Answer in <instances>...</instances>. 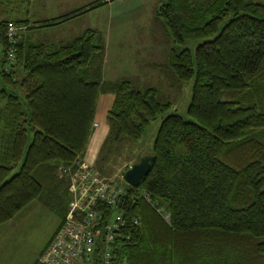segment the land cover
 Here are the masks:
<instances>
[{"label":"trees","instance_id":"16d2710c","mask_svg":"<svg viewBox=\"0 0 264 264\" xmlns=\"http://www.w3.org/2000/svg\"><path fill=\"white\" fill-rule=\"evenodd\" d=\"M154 17L172 42L159 70L174 87L193 79L188 119L176 113L162 119L147 153L155 158L148 174L137 187L123 181L117 210L105 209L106 217L115 210L126 221L114 264H264V144L257 138L264 133V2L163 0ZM8 22L21 29L11 45L13 63L0 71L8 89L0 90V226L39 201L60 213L58 229L99 95H113L92 165L99 174L104 150L113 156L138 142L171 102L154 87L102 81L104 43L96 29L42 42L27 34L36 29L27 21L1 19L3 66ZM188 42H198L193 53Z\"/></svg>","mask_w":264,"mask_h":264},{"label":"rangeland","instance_id":"374dc122","mask_svg":"<svg viewBox=\"0 0 264 264\" xmlns=\"http://www.w3.org/2000/svg\"><path fill=\"white\" fill-rule=\"evenodd\" d=\"M95 0H6L0 4V20L1 19H39L49 16H57L64 11L80 7L86 3ZM144 1V0H142ZM149 0H145L148 3ZM264 2V0H255ZM120 3H114L112 8L101 6L93 9L84 15L75 17V20L70 25H62L63 27H54L53 29H42L27 32L28 35H33L34 40L49 42L52 39L65 37L70 39L85 28L98 29L101 24V17L112 16L113 11L120 7ZM122 5V13L113 16H144L141 22L136 23L126 22L125 29L114 28L111 29V37L107 46V51L110 54L108 60L109 67L113 68L118 78L130 77L134 86L138 88L154 87L158 89L161 97L171 102V107L164 113L157 116V118L150 122L144 130L142 138L136 143H126V147L113 156L115 153L111 149H105L103 156L99 158L96 168L99 169L100 175L108 180H116L123 182V169L127 163H132L137 158L150 152L152 143L156 135V131L162 119L172 113H176L188 119L186 114L187 106L191 98V86L193 79L180 84L179 86L171 87V83L165 78L163 73L157 68L149 66L150 63H164L165 54L159 52L158 47L165 44V37L162 34L161 23H153L148 20L149 16H153L155 5L146 4L144 9H128L134 6ZM137 8V6H135ZM11 20V21H12ZM67 26L73 29H68L63 32ZM81 26V27H80ZM78 29V31H77ZM155 30L154 38H147V31ZM161 33H160V32ZM160 40V44L150 45L146 43L147 40ZM167 40L171 43V39ZM54 41V42H55ZM198 42H188L185 47L189 48L193 53L194 47ZM134 50V51H132ZM2 47L0 46V71L2 69ZM114 57H113V56ZM136 55L137 63L136 69H127V57ZM134 73V74H133ZM125 75H129L125 77ZM8 90L4 85L0 74V90ZM21 97V96H20ZM0 101V107L2 105ZM21 102H23L21 98ZM32 134L28 132V140ZM264 144V133L257 137ZM127 162V163H126ZM125 163V164H124ZM60 213L50 208L47 205L41 204L39 201H32L25 208H23L12 220L0 226V264H35L47 244L55 233L59 222Z\"/></svg>","mask_w":264,"mask_h":264},{"label":"built area","instance_id":"2783aa9c","mask_svg":"<svg viewBox=\"0 0 264 264\" xmlns=\"http://www.w3.org/2000/svg\"><path fill=\"white\" fill-rule=\"evenodd\" d=\"M20 29L11 22L4 27L3 35L8 45L6 63L2 68L5 72L13 63L11 45ZM92 126L95 128L97 124ZM68 190V212L38 262L114 264L115 239L121 236L126 221L115 210L108 217L104 212L108 208L117 210L124 194L123 182L103 178L92 165L78 161L76 170L69 175ZM133 224H137V220Z\"/></svg>","mask_w":264,"mask_h":264},{"label":"crops","instance_id":"0c3cea01","mask_svg":"<svg viewBox=\"0 0 264 264\" xmlns=\"http://www.w3.org/2000/svg\"><path fill=\"white\" fill-rule=\"evenodd\" d=\"M162 1L163 0H149L148 3H145V0L144 1H142V0H111V1H107V3L104 6L112 8L114 3H120L119 4L120 7L114 11L112 9V13H111L112 16L101 17L100 27H98V29H96V30L100 31V33L102 34L103 43H104V54H103V60H102L103 61L102 62V81H104L105 83H115V82H119L122 80H128V81L132 82L131 79H129L130 77H128L129 75H125V77H128V79L118 78L114 69L109 67V65H107L108 60H110V54L107 51V46L109 44V40L111 37V29L118 28V27L121 29H125L126 22H132V21H134L137 25L138 22H141L142 19L144 18V16H113V15L119 14V13H122L123 11H125V10H123V11L121 10V6L125 5V4L127 5V3H129L130 5H132V4L134 5L128 9H144V8H146V6H145L146 4L147 5L148 4L149 5L154 4L155 5L154 13H155L156 8L162 3ZM93 2L94 1H91L89 3L81 5L80 7L71 9L70 11H64L63 13H61L60 15H57V16H49V17H43V18H39V19H32V20H29V19H21V20L28 22V25L26 27L36 28V29H33L32 31L42 30V29H53L54 27H58V29H59L60 27H63L62 25H64V24L70 25L73 22V20H75V17H78L79 15L73 16V17H71V18H69L63 22H60V23H57L54 25H50V26H46V25L44 26V23H47L48 21H51V20L63 18L65 15L71 14L78 9L84 8ZM135 6H137V8H135ZM97 8H99V7H97ZM97 8H95V9H97ZM84 14H81V15H84ZM148 20L153 22V23H161L160 26L162 25L161 28L163 29L162 34L165 37V41H164L165 44L163 47H162L163 44L160 45L158 47V50L161 53V56H162V54H165V57H166V52L172 44V42L170 43L167 40V38L171 39L169 34H168L167 28H166L164 23L157 21L155 19L154 14H153V16H149ZM35 26H38V27H35ZM26 27H25V29H26ZM71 27H74V26H67V28H65L63 30V32L60 34L66 33L68 31V29H73ZM85 29H89V28H85ZM85 29H82L81 31H78V29H77V31L79 32V33H77V35L80 34ZM90 29H92V28H90ZM30 33H32V32H30ZM77 35H74L73 37H75ZM30 36L33 38V35H30ZM154 36H157L156 31L149 29L147 31V38L152 39V38H154ZM64 38L65 37L59 38V39H57V41H55L56 39H52L49 42L54 43V41L60 42V41L69 40V39H64ZM33 39H35V38H33ZM42 40L45 41V39H42ZM146 43L149 44L151 47L152 44L153 45L160 44L161 41L160 40L157 41V40L153 39V40H147ZM132 51H134V50H132ZM128 58L129 57L126 58L127 59V69H130V70L136 69V63H137L136 62L137 61L136 55L130 56V59H128ZM160 64H162V63L152 62V63H150L149 66H152L154 68L159 69L158 65H160ZM170 86L174 87L172 85H170ZM263 87H264V82H263ZM112 101H113V95L110 92L102 93L98 97L97 105H96V112H95V117H94V123H96L97 126L95 128H93V132L91 133V135L89 137L85 152H84L83 156L81 157L82 161L87 163V164H90V165L94 164V161L98 155L101 144H102L105 136L107 135L108 125H107V120H106V114H107V111L109 110V108L111 106Z\"/></svg>","mask_w":264,"mask_h":264},{"label":"water","instance_id":"95a60500","mask_svg":"<svg viewBox=\"0 0 264 264\" xmlns=\"http://www.w3.org/2000/svg\"><path fill=\"white\" fill-rule=\"evenodd\" d=\"M154 156L145 154L141 156L137 162L131 164L122 174L123 181L131 187H137L140 179L147 175Z\"/></svg>","mask_w":264,"mask_h":264}]
</instances>
